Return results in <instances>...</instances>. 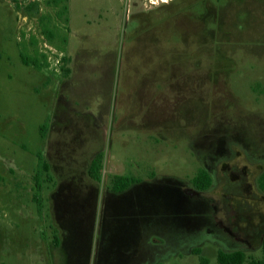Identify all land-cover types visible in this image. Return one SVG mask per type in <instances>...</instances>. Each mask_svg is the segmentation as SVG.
Segmentation results:
<instances>
[{
  "label": "rangeland",
  "instance_id": "374dc122",
  "mask_svg": "<svg viewBox=\"0 0 264 264\" xmlns=\"http://www.w3.org/2000/svg\"><path fill=\"white\" fill-rule=\"evenodd\" d=\"M199 167L211 186L193 195ZM263 169L264 0H0V264L259 258L224 227L264 230ZM117 174L140 182L112 193Z\"/></svg>",
  "mask_w": 264,
  "mask_h": 264
},
{
  "label": "trees",
  "instance_id": "16d2710c",
  "mask_svg": "<svg viewBox=\"0 0 264 264\" xmlns=\"http://www.w3.org/2000/svg\"><path fill=\"white\" fill-rule=\"evenodd\" d=\"M21 61L26 65H32L36 69H40L41 65L36 59H30L25 54L20 53ZM65 72L68 71L67 68L63 69ZM48 129V124L43 123L40 125V136L45 137ZM103 152H97L90 160L87 174L88 176L95 180L100 181L101 179V169L103 166ZM52 177L49 173V163L45 160L43 154L39 152L37 154V167L34 174V186L35 193L33 194V200L37 204L38 212L42 211L43 201L41 196V191L43 190L45 182H51ZM138 177L128 175V174H117L111 179L110 190L115 193L122 192L130 187L132 184L139 182ZM192 185L195 189L199 191H204L211 186V175L209 172L199 167L195 174L190 179ZM258 187L264 191V170L258 177ZM194 254L199 256V264H209L208 258L201 255L199 248H194L192 250ZM216 260L219 264H264V237L261 244V256L259 258H254L246 255L243 250H223L218 249L216 254ZM161 264V263H157Z\"/></svg>",
  "mask_w": 264,
  "mask_h": 264
},
{
  "label": "flooded vegetation",
  "instance_id": "af4514ba",
  "mask_svg": "<svg viewBox=\"0 0 264 264\" xmlns=\"http://www.w3.org/2000/svg\"><path fill=\"white\" fill-rule=\"evenodd\" d=\"M264 170V169H263ZM263 170H261V172H260V174L263 172ZM260 174L258 175V177L260 176ZM257 185H258V178H257ZM259 188V187H258ZM195 189V188H194ZM197 189H195V190H193V191H190V194H193V193H195V194H198V191L199 190H197ZM259 191L260 192H262V194L264 195V191H262L260 188H259ZM194 195V194H193ZM230 206L228 205V208H229ZM223 214H224V216L226 217V219H228V220H234V213H233V210H227V211H224L223 212ZM224 232L225 233H227L228 234V236H230V237H232V238H235V240L238 242V243H240V242H246L247 244H249V245H253V244H251L252 243V241H250V239L252 238V239H257V241H258V243H259V245L261 246V244H262V239H263V237H264V230H262L260 233L258 232H256L257 233V235L256 236H254V234H253V231L252 230H250L248 233H246L247 235L246 236H243V237H241V236H236V234H234L233 232H232V230L230 229V227H224ZM237 242H235V243H237Z\"/></svg>",
  "mask_w": 264,
  "mask_h": 264
},
{
  "label": "crops",
  "instance_id": "0c3cea01",
  "mask_svg": "<svg viewBox=\"0 0 264 264\" xmlns=\"http://www.w3.org/2000/svg\"><path fill=\"white\" fill-rule=\"evenodd\" d=\"M202 168H204V167H202ZM205 169V168H204ZM207 170V169H206ZM208 171V170H207ZM157 181V179H152L151 180V182H156ZM140 182V181H139ZM139 182H136V183H134V184H132L130 187H128L126 190H124V191H122V192H124L125 193V191L126 192H128V191H131L132 190V186H134V185H136V184H138ZM122 192H119V193H122ZM113 193V192H112ZM115 193V192H114ZM215 234H219V236H221V234H223L221 231H215L213 228H205V232H204V234L202 233V235H200L201 237L203 236V237H211V238H214V235ZM199 236V237H200ZM220 239V238H219ZM154 240H157L156 238H154ZM220 241V240H219ZM196 242V241H195ZM220 243V246H222L223 245V243H221V241L219 242ZM197 244V242L196 243H194V244H192V245H196ZM237 244H239L238 242H237ZM239 246V245H238ZM194 248H199L200 249V251H201V255H202V253H203V250H202V248H200L199 246H198V244H197V247H193V249ZM204 250H206V249H204ZM224 250V249H223ZM234 250H238V248L237 249H234ZM239 250H242V249H239ZM216 254H217V252H216ZM144 262H146L147 261V259H142ZM144 262H141L140 264H157V263H160V262H157V259H154L153 261H151L150 263H144Z\"/></svg>",
  "mask_w": 264,
  "mask_h": 264
}]
</instances>
